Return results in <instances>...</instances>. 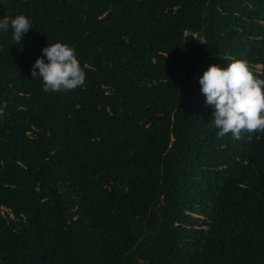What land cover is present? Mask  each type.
Wrapping results in <instances>:
<instances>
[{
    "label": "trees",
    "instance_id": "obj_1",
    "mask_svg": "<svg viewBox=\"0 0 264 264\" xmlns=\"http://www.w3.org/2000/svg\"><path fill=\"white\" fill-rule=\"evenodd\" d=\"M21 14L20 44L0 31V264H264V133L218 139L199 84L226 55L264 79V0H0ZM57 42L86 82L45 93Z\"/></svg>",
    "mask_w": 264,
    "mask_h": 264
},
{
    "label": "clouds",
    "instance_id": "obj_2",
    "mask_svg": "<svg viewBox=\"0 0 264 264\" xmlns=\"http://www.w3.org/2000/svg\"><path fill=\"white\" fill-rule=\"evenodd\" d=\"M31 29V20L22 14L11 20L7 16L0 19V31H11L17 44ZM42 52L43 56L35 61L31 75L43 81L45 93H63L85 85L86 73L77 59L75 48L57 42L49 44ZM45 56L48 63L44 61ZM225 59L230 61L226 68L213 64L199 79L206 105L215 109L211 123L217 129V138L230 134L239 140L245 132L264 133V79L253 74L247 61L227 55ZM6 107V103L0 107V117Z\"/></svg>",
    "mask_w": 264,
    "mask_h": 264
}]
</instances>
